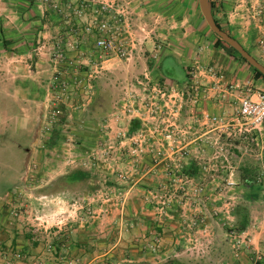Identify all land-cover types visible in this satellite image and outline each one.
I'll use <instances>...</instances> for the list:
<instances>
[{
    "label": "rangeland",
    "instance_id": "374dc122",
    "mask_svg": "<svg viewBox=\"0 0 264 264\" xmlns=\"http://www.w3.org/2000/svg\"><path fill=\"white\" fill-rule=\"evenodd\" d=\"M36 1L40 10L25 12L26 49L10 51L21 91L0 86V264H264V130L253 140L219 137L217 159L210 138L170 168L154 163V129L163 128L154 85L182 101L177 126L194 135L211 128L199 125L196 108L214 104L219 86L226 107H202L224 121L240 98L264 94L251 66L215 46L198 0H165L155 22L117 0L127 8L122 58L81 31L80 0ZM209 1L224 32L264 67V0ZM200 72L215 80L200 86ZM139 134L134 153L130 138Z\"/></svg>",
    "mask_w": 264,
    "mask_h": 264
},
{
    "label": "built area",
    "instance_id": "2783aa9c",
    "mask_svg": "<svg viewBox=\"0 0 264 264\" xmlns=\"http://www.w3.org/2000/svg\"><path fill=\"white\" fill-rule=\"evenodd\" d=\"M126 12L127 8L117 0H80L74 11V17L81 19L86 13L88 17L79 26L82 32L93 37V47L105 55L114 53L117 58H122L126 54V49H124V42L119 38L121 36V26L122 28L124 25L126 26ZM144 79L147 81L146 83L138 82V84L142 85L145 90L149 87V81L146 76H144ZM217 84L216 81L214 85ZM152 90L162 100V102H157L154 96V104L151 103V105H154V114L160 117V124L163 125L160 131L159 126L154 129V133H160V135H154V163L155 166L165 163V166L170 168V166L179 163L181 160L189 159L195 149H191L195 146L193 144L207 142L208 140L205 138L207 135H194L195 132H192L194 128L177 126L176 121L182 109V101L180 100L181 102L176 104L172 100L173 95L168 94L167 90H163L156 85L152 87ZM195 91L204 92L199 87H195ZM54 108L50 114L51 120H55L58 113L56 104ZM197 121L199 125L210 126L212 130L227 134L215 135L217 138L208 141L213 150V158L217 159L219 154L225 150L224 144L219 141V137L225 136L228 143L247 139L253 140L255 136L264 130V94L259 93L254 97L240 98L237 110L228 121L209 115L206 112H201ZM143 141L144 137L141 134L133 135L130 142L137 148L135 147L132 152L141 151ZM197 158L202 161L201 157ZM199 163L204 168L205 163L203 161ZM189 181L186 177L185 183H189ZM184 186L180 187V192L183 195L186 194L187 189ZM226 186H233V183L227 180Z\"/></svg>",
    "mask_w": 264,
    "mask_h": 264
},
{
    "label": "crops",
    "instance_id": "0c3cea01",
    "mask_svg": "<svg viewBox=\"0 0 264 264\" xmlns=\"http://www.w3.org/2000/svg\"><path fill=\"white\" fill-rule=\"evenodd\" d=\"M128 1H130L128 2V4L131 7V9H133L135 12L137 11L139 16L141 17L143 16L144 18H150L152 22H155L154 19H156V21H159L158 19L160 18L162 19L163 17L162 14H165V13H162V9L160 8L161 4L165 5L163 4L165 0H128ZM37 4L38 3L36 0L35 1L34 0H0V60L4 61V59H6V62H7L5 65H2V67L4 68L0 69V70H3L2 72H0V76H4L7 79V82H6L7 84L0 85L1 89L6 88V90H9V91L12 90L13 92H15L16 90L21 91L20 90L21 86L16 85L14 81V77L16 76L15 71L19 72L20 67L14 64L13 62L15 60V58H13L14 54L10 51H12L14 48H17L18 45L21 48V50H24V48L26 49V44L31 38L30 30L32 26L30 25V22L29 23L26 22L27 18L25 16V12H28V13L34 12V10L39 11L40 9H38L39 7H37ZM5 17L7 19H5ZM21 19H24L25 21L22 22ZM41 22L39 23L40 25L38 26L39 30H41V28H44V25H42ZM152 25L153 26L151 28V31L153 32L154 23ZM158 29L160 28H157V30ZM39 33L41 34L40 31ZM167 34L172 35L169 32ZM161 37L164 38L165 36L162 35ZM154 38H156L155 34H154ZM36 65L38 66V64ZM4 71L6 72L4 73ZM40 75L43 76V72H40ZM195 78H196L197 84H199L200 86L206 85L207 83H212L215 80L214 77L206 76L202 72L195 74ZM200 88L203 90L202 87ZM215 94H216V98L214 99V104L210 105V103H205L204 105L203 102H200L199 106L196 108L197 110L196 112H206L209 115L217 116L215 114L210 113L209 111L204 110L202 107V105H204L206 107H210L213 110H217V111L223 110L226 107L225 100L229 98V96L225 90L221 89V86H219L216 90H214L213 96ZM247 96H250V95H247ZM254 96L255 95H253L252 97ZM22 102H23L22 104L24 107L25 102L24 101ZM236 105L237 106L235 109H233V111L237 110L239 106V101ZM25 109L26 107H24V109L22 110H25ZM10 115L6 114L4 117H2V121H4V123L6 124L7 123L9 124V122H12L11 119L13 117L10 118ZM22 120L24 121V119ZM203 130H204V133L201 135H207L205 137L207 138V140L210 138H214L215 135H209V134L210 133L213 134L215 130H212L211 128L207 130V128L202 127V131ZM14 235L12 236V241H11L13 245L15 243H18V238H15Z\"/></svg>",
    "mask_w": 264,
    "mask_h": 264
},
{
    "label": "water",
    "instance_id": "95a60500",
    "mask_svg": "<svg viewBox=\"0 0 264 264\" xmlns=\"http://www.w3.org/2000/svg\"><path fill=\"white\" fill-rule=\"evenodd\" d=\"M199 9L203 20L208 26L209 30L215 34L225 45L236 51L244 61L251 66L253 69L257 70L264 77V67L260 65L253 57H251L247 51L231 36L222 31L215 23L212 12L211 4L209 0H198Z\"/></svg>",
    "mask_w": 264,
    "mask_h": 264
},
{
    "label": "trees",
    "instance_id": "16d2710c",
    "mask_svg": "<svg viewBox=\"0 0 264 264\" xmlns=\"http://www.w3.org/2000/svg\"><path fill=\"white\" fill-rule=\"evenodd\" d=\"M211 9H213V5H212V8ZM211 12H212V15H213V18H214V21H215V23H216V25L222 30V31H224L223 30V28L220 26V24H218V22H217V20H216V18H215V15H214V13H213V11L211 10ZM215 37H216V40H215V46H220V45H225L216 35H214ZM232 52L236 55V57L239 59V60H241V61H243V62H245L244 61V59L236 52V51H234L233 49H232ZM173 70L172 69H165L164 70V72H163V74H164V76L165 77H168V78H171L172 77V75H173V72H172ZM252 71H253V75H254V77L256 78V79H262L263 81H264V77L257 71V70H255V69H253L252 68Z\"/></svg>",
    "mask_w": 264,
    "mask_h": 264
}]
</instances>
